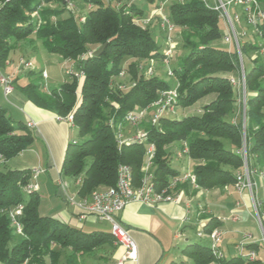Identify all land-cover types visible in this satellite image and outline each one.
Instances as JSON below:
<instances>
[{
    "label": "trees",
    "instance_id": "trees-1",
    "mask_svg": "<svg viewBox=\"0 0 264 264\" xmlns=\"http://www.w3.org/2000/svg\"><path fill=\"white\" fill-rule=\"evenodd\" d=\"M58 1L62 9H44L40 23L33 20L40 2L37 0H0V66L4 65L13 42L28 38L40 40L44 49L64 59L73 60L83 77L68 75L59 88L43 91V84L29 81L21 90L36 107L59 117L72 115L81 142L71 141L64 153L61 173L76 182L81 178L77 194L87 196L96 188L114 186L119 164L129 166L134 185L143 177L141 171L147 149L153 145L151 181L156 189L167 187L169 181L181 175L171 166L168 146L187 145V157L192 161L195 187L211 190L234 186L236 174L243 169L239 153L243 142L246 164L250 172L264 169V55L261 45L245 39L240 41L242 56L254 52L245 78V122L242 109L236 113V87L230 78L240 77L236 51L214 46L223 35L218 13L203 0H177L169 6V21L180 30L182 56L172 68L175 79L176 105L195 108L182 118L161 116L157 125L146 124V140L118 145L116 132L110 125L122 122L128 112L145 108L155 102L160 93L172 85L158 76H147L139 70L142 61L165 58L141 20L147 15L133 0H89L93 5L79 22L74 13L60 16L65 0H42L43 4ZM155 2V8L160 0ZM157 1V2H156ZM264 7V0H256ZM113 3V5H112ZM264 41V18L254 25ZM105 44L99 56L93 51ZM91 52L92 55L87 54ZM126 60H129L125 64ZM125 70L130 85L122 89L114 80ZM30 78L34 72L29 71ZM241 102V101H240ZM196 106V107H195ZM123 123V122H122ZM125 124V123H123ZM34 141L29 127L13 123L6 109L0 107V156L9 159L28 149ZM31 169L0 171V263L1 264H80L89 255L113 242L110 232L72 227L50 216L39 214L37 192L26 195L22 187L30 181ZM185 182L181 185L183 186ZM189 184V183H188ZM23 204L19 219L22 235L17 242L10 227L7 211ZM219 224L209 217L204 230L209 232ZM264 230V222L261 220ZM189 256L193 264L213 261L209 246L194 243ZM258 244L248 243L246 249L257 250ZM186 250V249H185ZM222 264H262L259 259L246 260L239 254L224 258Z\"/></svg>",
    "mask_w": 264,
    "mask_h": 264
},
{
    "label": "crops",
    "instance_id": "crops-1",
    "mask_svg": "<svg viewBox=\"0 0 264 264\" xmlns=\"http://www.w3.org/2000/svg\"><path fill=\"white\" fill-rule=\"evenodd\" d=\"M230 9L233 10L234 14H236L238 10L243 12L240 6L232 5ZM155 10L156 9H153L150 14L153 15ZM239 24V22L236 24V29H243V26ZM153 28L154 31L156 30L159 33L157 25L153 24ZM59 57L63 59L61 56ZM64 60L73 61L70 59ZM71 63L76 66L74 61ZM32 72L35 73V75H33L34 77L40 74V71L34 70ZM7 75L11 76L14 85V91L12 93L14 104L11 103V114L17 117V122H22L26 125L31 123L32 127L30 129L34 135L33 143L28 149L24 150V152L34 151L35 162L31 164L32 166H30V168L22 166L18 169H42L37 179H39L41 175L46 176V178L50 180V184L55 188L54 195L59 196L65 204V208L55 210L50 217L72 227L82 229L80 222H91L96 219L92 216L82 215L79 209L70 203V198L74 200L80 198L77 194L79 186L67 176H65V178H67L65 179L61 173V165L65 150L70 141H75L70 139V131L75 128V126L65 120L57 119V115L51 111L36 107L23 94V96H21L20 94L14 93L16 86L22 92L21 88L31 79L29 74L25 78L26 82H23L24 84L22 85L17 84L14 76L11 74ZM47 89L50 90V88ZM8 116L13 123H16L13 121L11 115ZM176 144H178V146L175 145L176 148L179 147V149H181V145L179 143ZM179 151L180 150H178V152L175 151L174 153L180 165V168L177 170L180 171L181 174L184 172H192V161L189 160L187 156H183V158L179 159ZM7 161L8 160H4L3 162L7 163ZM11 170H16V168ZM256 175L258 174H253L252 177L255 184L254 177ZM44 182L45 179L43 178L41 184L44 185ZM181 184H179V191L182 196L179 202H161L153 206L138 202H130L117 215L118 222L128 231L136 244V259H126L123 264H193L189 256V251L192 250L191 245L197 242H192L191 236L188 234V228H192L195 224L207 223L209 217H214L216 221L219 222L214 228H218L228 238L226 251L219 243V248L222 252L224 251V256L229 254L228 257L224 258H229L237 254L241 255V253L251 250L244 248L248 242H237L234 236H232L235 234L234 231H237L232 228V223L241 220L242 214L254 218L246 194H239L234 186L204 190L196 188L190 183L188 184V182H185L183 186ZM40 189L41 187L39 186L38 191H40ZM38 195L40 201V194L38 193ZM262 202L264 205V200H262ZM261 213V220L264 222V208H262ZM97 221L105 222L98 219ZM261 232L263 236L264 230H261ZM242 234L245 238H247L245 235L248 234L254 239L249 243L258 244L257 250H255L257 258V252L260 247L259 237L245 231ZM227 235L231 236L228 237ZM198 238H203V236ZM205 242H207V244L204 242L198 244L209 246L210 241L208 237ZM232 245L237 249L236 252L231 250ZM100 250V254L94 252L82 256L79 263L117 264L118 260L125 254V249L117 245L114 240ZM64 264H66V262H64Z\"/></svg>",
    "mask_w": 264,
    "mask_h": 264
},
{
    "label": "rangeland",
    "instance_id": "rangeland-1",
    "mask_svg": "<svg viewBox=\"0 0 264 264\" xmlns=\"http://www.w3.org/2000/svg\"><path fill=\"white\" fill-rule=\"evenodd\" d=\"M37 1L40 2V5L38 6V8L36 10L37 15H39V16H41V11L44 9H55V10L62 9V6L58 1H53L52 3L46 4V5L42 3V0H37ZM175 1H177V0H160L159 1L160 2L159 7L155 8V2L149 3L146 0H133L134 4L138 8H141L144 11V13L147 15L143 19L147 18L148 16H150V18L152 17L150 19V21L147 24L143 25L142 27H148L152 31L151 32L152 37H153L154 41L156 42V44L159 45L160 51L163 53L165 51L166 47H168V43H171V45H173L171 57H165L161 61H156L155 59H149L148 61L147 60L142 61L140 66H139V70L142 71L147 76H158V77H160L161 79H163L164 81H166L167 83L172 85V88L170 90H173L176 92V90H175L176 86H173L176 83H175L174 75L172 72V68L178 64L180 58L182 56H184L187 51L182 50L180 47L181 37H180L179 28H176L173 26V29L170 32H168V34H167V30H165L164 28L161 27V19H160L161 15L162 16L165 15L166 17L169 18V6L171 3L175 2ZM204 1L208 5L209 4L213 5V0H204ZM65 5H69L71 9L69 10V9L65 8L64 12L60 16H58V17L51 16V17H49V20L52 22H55L57 19H63L65 17H67L68 12H71V13H74V15L77 17L78 21L81 22L82 19H85L86 12L88 11V9L90 7H92L93 4L89 0H65ZM112 5H113V3H112ZM259 6L261 7L260 4H259ZM153 9H156V10L153 12V15H152V14H150V12ZM236 12H237L236 15L240 19L239 25L243 26V29L242 28L236 29V31L239 34L242 31L246 35L243 38H241L240 41L243 42L246 38H250V40L261 45V50H259V53L264 55V41L262 40V38H260L259 34H257L258 36H256L255 31H254L255 27L253 25H250L247 23L246 17L241 10H238ZM229 13L232 17L234 16L232 9H229ZM218 16H219V13H218ZM37 18L40 19L38 16H37ZM153 24L157 25V27L159 29V33L156 30L155 31L153 30L154 29ZM235 26H237V25H235ZM219 28H220V31L222 32V35H224L226 32L225 20L221 17H219ZM235 28H237V27H235ZM171 45H169V46H171ZM213 45L221 47V48L229 49V50L234 49L236 51L237 56H238V61H239L240 74L242 71L241 66L243 65V70H244V65H245V67L248 68L251 59L256 57V54L254 52L248 53L247 56L246 55L242 56L240 49H239V52H237V50L234 48L233 45L226 44L223 41V37L221 40L213 42ZM71 62H73V61H71ZM71 62L64 60V58L61 59L57 54H52V53L47 52L43 48V46L41 45L40 40L28 38L25 40L13 42V50L9 53L7 62L4 65L0 66V72L4 75H7V74L10 75L11 74L12 76H14V78H16L17 84L22 85V84H24L23 82H26L25 78L27 77L29 71H34V70L40 71V74H37L35 77H32L30 79V81L33 83L43 84V91L48 93L49 90L47 88H50V89L51 88H59L61 86V84L64 82L66 76H68L66 74L67 70L69 71L72 69L74 71H77V67ZM128 62H129V60H126L125 64H127ZM25 63H31L32 67L26 68L24 66ZM42 69H44V70H42ZM42 71L46 72L45 78L42 77ZM114 85H117L122 89H127V87L130 85L129 76L127 75V72L125 70H123L119 74V76L114 80ZM235 89H236L237 94H239L240 88L236 86ZM244 89H245V87H244ZM14 93L20 94L21 96L24 95L17 88V86H16V90ZM162 97L163 96H161V93H160L158 99L155 102H153L152 104L148 105L145 108H141V109H137L136 111H133V112H140L141 113L140 122H139V124H137L135 126H131L130 124H127V123L122 124L120 127V131L122 133L123 138H125L127 136H131L133 134H136L138 131H144V126L148 123L151 124L152 117H154L157 109L160 107V105H158L157 103L159 100L162 99ZM237 99L238 100L236 102V108H235L236 113L239 111V105L241 107L240 94L237 95ZM11 103L14 104L12 94L10 96H8L7 98H5L3 95L2 88L0 87V107L6 109L8 112V115H11V117L13 118V121L17 123V121H16L17 117H15V115L11 114V110H10L11 106H12ZM194 112H195L194 107L183 109V108H181L175 104L173 110L166 112L164 115L167 117L180 119L183 116L194 113ZM242 116H243V113H242ZM244 122H245V117H244L243 123ZM70 133H71V138H70L71 140H75L76 142H81L82 139L78 136L76 128H73L70 131ZM175 145L178 146V144H176V143L169 145L168 146V152H170V155L172 158L171 163H170L171 166L175 169H179L180 165L177 162L176 156L174 153H175V151L178 152V150H180V149H179V147L176 148ZM181 158H183L182 155L179 159H181ZM6 160H8L7 163H5L3 161L0 162V171L11 170L13 168L18 169L22 166H27L28 168H30V166H32L31 164L35 162V152L34 151H31V152L30 151H28V152L22 151L21 153L15 155L9 159H6ZM147 161L148 160H147V155H146V158H145V161H144V164L142 165V167L145 165V163ZM27 164H30V165H27ZM141 171H142V168H141ZM262 172L264 173V169L262 170ZM63 177L65 178V175H63ZM252 177H250L251 182H254ZM43 178L45 179L44 185L41 184V180ZM65 179H67V178H65ZM254 180L256 182V189L258 192L259 199L262 202V200H264V183L259 178L258 175H256L254 177ZM49 181L50 180H48L46 178V176H42V175L36 181L38 184V187L39 186L41 187L40 191H38V193L40 194V197H41L40 201H39V205H38V211H39V214L42 216H52V214L55 210H57L59 208H62V209L65 208V204L61 200V198L57 195L56 196L54 195L55 194V188L52 184H50L51 182H49ZM179 186L180 185L178 184L172 190L173 191L172 193L181 194L179 191ZM243 193L246 194L248 197L249 205H250L251 212H252V215L254 218H250L249 215L247 216L246 214H242L241 220H239L238 222L232 223V228L234 230H237V231H234L235 234L232 236H234V238L237 242H248V243L250 241H253L254 239L245 238L242 234L244 231L251 233L254 236H258L260 239V241H259L260 247H259L258 252H257V258L260 259L261 262L264 264V245H263L264 241H263V236H262V232H261V230L263 231V228H262V225H260L259 222L257 221L256 215H255L254 211L252 210L248 193L247 192H243ZM261 198H262V200H261ZM262 208H264L263 202H262V205H261L260 211H259L260 217H262V213H261ZM93 218H95V217H93ZM80 225H81V228L83 229V231H85V232H91V231H96V230H100V231H109L110 230V225L107 222H99V221H97V219L93 220L91 222L90 221L89 222H80ZM10 227L13 229V227L11 225H10ZM198 229L199 230L201 229V227H199L198 224L193 225L192 228H188V234L191 236L190 238H191L192 242H197V243H203L204 242L207 244V242H205V240L207 238L206 232H203V238H198L196 236V231ZM14 234H15L14 239L12 241L13 243L17 242L19 240V238L21 237L19 234H16V233H14ZM227 236L229 237L231 235H227ZM227 239L228 238L225 236V234L222 233L220 245L222 246V248L225 251H226V244H228ZM231 250H234V252H236L237 249H235L234 246L232 245ZM100 252H101L100 249L95 251V253H97V254H100ZM228 256H229V254L225 255V257H228ZM64 260H65V257H61L59 264H64V262H65Z\"/></svg>",
    "mask_w": 264,
    "mask_h": 264
},
{
    "label": "built area",
    "instance_id": "built-area-1",
    "mask_svg": "<svg viewBox=\"0 0 264 264\" xmlns=\"http://www.w3.org/2000/svg\"><path fill=\"white\" fill-rule=\"evenodd\" d=\"M9 1V0H5ZM204 1V0H203ZM208 5V4H207ZM240 6L243 10V14L246 17V21L250 25H255L257 20H261L264 18V7H260L256 0H214L213 8L216 12L219 13V17L225 20L226 32L223 35V41L226 44L233 45L234 48L239 52L240 49V39L245 35L244 32H240V34L236 31V24L239 22V17L234 14L232 17L229 13L230 7ZM66 9H71L69 5H65ZM158 12V11H157ZM37 13L34 12L32 14L33 20H36L37 23H40V20L37 18ZM150 16L141 20V25H145L150 21ZM161 19V27L170 32L173 29V25L170 23L168 17L165 15L160 16ZM82 19L81 22H83ZM257 33L256 29L254 30ZM169 40V39H168ZM169 42V41H168ZM168 43V47H166L163 52L165 57H171L172 47L173 45ZM91 56L92 53L89 52L87 54ZM166 61V60H165ZM26 68H31V63H25ZM240 77L238 79L230 78V82L235 87H239L241 91V109L243 113V119L245 115V78H244V70L243 65ZM67 75H73L77 79L83 77V72L78 70H67ZM42 77H46V72L42 71ZM0 87L2 88L3 95L5 98L10 96L14 91V85L12 78L8 75H4L0 72ZM162 99L158 101V105L160 107L157 109L154 117L151 119L152 125H157L158 120L161 116H164L166 112L172 111L175 106L176 101V92L173 90H169L167 92L161 93ZM60 120H65L73 125L72 115H67L65 117H56ZM141 119L140 112H128L124 115L122 122L130 124L131 126H135L139 124ZM122 122H113L110 120V125L113 126L118 145H122L125 142L135 141L138 143L144 142L146 140V132L138 131L136 134L131 136H127L123 138L122 133L120 131V127L123 124ZM27 127L31 128L32 124L28 123ZM153 145H149L147 149V162L142 167L143 177L139 185H134L133 177L129 166L125 164H119L116 170V180L114 186L104 187V188H96L92 190L87 196L80 197L77 200L70 198L69 201L72 205H74L84 216H93L100 221H105L110 225V234L115 241V243L125 249V254L118 260L117 264H123L126 259L135 260L137 257L136 254V244L132 237L129 235L128 231L124 229L117 220V215L124 209V207L130 202H138L147 205H157L161 202H179L181 199V194L172 193L173 189L183 182H188L192 186L195 185V177L192 172H184L181 175L172 178L167 187L162 189H156L154 183L151 181L150 168L152 165L151 158L153 156ZM187 145L186 143H182L181 149L178 153V156H187ZM242 160H243V169L241 172L236 174V183L234 185L236 191L239 194L243 192H247L250 199V204L252 210L254 211L257 221L261 225V217L259 214L260 207L262 202L259 199L258 192L256 189V184L251 182L250 177L253 174H258L259 177L264 181V173L262 171H254L250 172L248 170L246 164V149L245 144L243 142L242 148L239 151ZM4 159L0 156V162ZM31 177L30 181L22 187L23 192L28 195L34 192H37L39 187L37 184V177L42 172L40 168L31 169ZM76 185L81 184V178L78 179ZM24 205L19 203L13 207H11L6 213L10 220V225L13 227L14 232L16 234L22 235V225L19 221ZM199 227L201 229L196 231L197 237H202L204 230V223H200ZM206 235L210 241L209 249L211 251V255L213 256V261L208 264H222L221 260L224 259V253L219 248V243L221 240L222 232L218 228H213L209 232H206ZM247 238H251L250 235H245ZM263 241H264V233H263ZM243 259L246 260H254L256 259V252L254 250H248L240 255ZM23 264H27L24 262Z\"/></svg>",
    "mask_w": 264,
    "mask_h": 264
},
{
    "label": "water",
    "instance_id": "water-1",
    "mask_svg": "<svg viewBox=\"0 0 264 264\" xmlns=\"http://www.w3.org/2000/svg\"><path fill=\"white\" fill-rule=\"evenodd\" d=\"M104 47H105V44L100 45L98 48H96L93 51V56H99L101 54L102 50L104 49Z\"/></svg>",
    "mask_w": 264,
    "mask_h": 264
}]
</instances>
